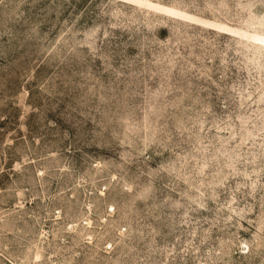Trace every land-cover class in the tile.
Returning a JSON list of instances; mask_svg holds the SVG:
<instances>
[{"label":"rangeland","instance_id":"1","mask_svg":"<svg viewBox=\"0 0 264 264\" xmlns=\"http://www.w3.org/2000/svg\"><path fill=\"white\" fill-rule=\"evenodd\" d=\"M0 264H264V0H0Z\"/></svg>","mask_w":264,"mask_h":264}]
</instances>
